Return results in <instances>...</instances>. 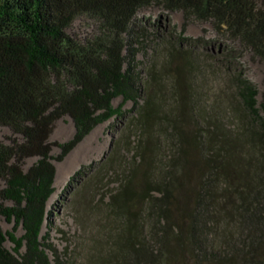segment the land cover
I'll list each match as a JSON object with an SVG mask.
<instances>
[{
    "label": "trees",
    "instance_id": "1",
    "mask_svg": "<svg viewBox=\"0 0 264 264\" xmlns=\"http://www.w3.org/2000/svg\"><path fill=\"white\" fill-rule=\"evenodd\" d=\"M152 5L182 10V29L167 38L152 32L138 17ZM191 19L212 22L225 40L184 36ZM78 22L91 31L78 33ZM155 39L168 46L163 68L174 80L175 108L156 93L154 63L149 82L137 66V53ZM213 46L221 49L228 91L205 99L201 56L213 60ZM247 53L264 64V0H0V125L11 130L0 138V264H74L66 261L69 247L61 251L49 232L42 235L55 160L122 113L118 96L134 101L132 125L143 138L108 203L119 227L108 248L96 240L90 260L264 264V101L242 66ZM66 114L76 131L54 141ZM54 145L61 147L56 156ZM117 150L100 163L107 173L120 170L112 164ZM2 218L14 229L5 230Z\"/></svg>",
    "mask_w": 264,
    "mask_h": 264
},
{
    "label": "rangeland",
    "instance_id": "2",
    "mask_svg": "<svg viewBox=\"0 0 264 264\" xmlns=\"http://www.w3.org/2000/svg\"><path fill=\"white\" fill-rule=\"evenodd\" d=\"M138 17L147 22L152 32H159L165 38L170 35L172 30L179 32L186 20L182 10L170 11L158 5L143 8ZM76 25V30L81 35H87L91 31V27L86 22H78ZM184 36H203L205 40H225L218 35L212 22L195 19L187 21ZM148 43L147 50L141 49L137 53L138 69L143 70L144 79L149 82L152 80L150 68L154 63L155 68L160 71V82L155 86L156 93L167 99L165 100L167 106L175 108L177 97L174 96L176 93L174 80L163 68L168 53L167 43L158 39L148 41ZM155 48L158 49L155 50ZM184 48H187L186 44ZM154 50L156 56H153ZM199 50L203 52L202 46ZM210 50L215 53V58L211 60L207 54H202L201 63L205 66L200 69L198 77V83L204 89L205 99H210L219 92L228 91V85L219 72L221 49L213 46ZM241 60L246 76L259 88L258 98L262 103L264 101V64L249 53L245 54ZM145 98L140 100V104L144 102ZM114 105L120 107L122 113L99 123L63 160H55V163L61 167L65 165L63 163L67 159L74 161L71 166L64 170L61 169L59 176L57 172L56 191L48 201L47 208L50 213L43 226L42 235L49 232L50 240L58 249L64 251L66 247H69L72 250L73 253L66 258L69 263L96 264L94 258L90 260V257L96 254L95 249H98L96 240L103 243V248H108L112 243L111 237L119 227L108 203L111 194L115 192L123 178V170L134 163L133 155L134 152H138L140 147L138 145H140V139L142 140L143 136L139 128L132 125L133 113L131 111L136 106L134 101L118 96L114 99ZM227 119L231 120L229 117ZM231 123L233 125V121ZM75 131L72 117L66 114L56 121L51 139L64 142L71 139ZM10 134V128L0 125V138H6ZM131 142L134 145L133 149ZM115 146L118 150L114 157L116 161L112 164L120 170L115 172L114 169H111L107 173V169H102L100 163ZM60 152L61 147L54 145L52 153L56 156ZM170 153L171 149L169 148L163 151L164 162L169 159ZM34 160L35 158H29L27 165H30ZM91 163L95 164L91 168H86L87 172L77 173L84 165L89 166ZM112 164L107 167H111ZM1 223L5 230L14 229V221L10 222L2 218ZM16 233L19 236L24 233L22 225L17 227ZM6 246L12 248L14 243L8 239Z\"/></svg>",
    "mask_w": 264,
    "mask_h": 264
},
{
    "label": "bare ground",
    "instance_id": "3",
    "mask_svg": "<svg viewBox=\"0 0 264 264\" xmlns=\"http://www.w3.org/2000/svg\"><path fill=\"white\" fill-rule=\"evenodd\" d=\"M73 161H74V160H69V159H67V160L63 163V164H65V165H62V167H61V165H57L58 176H59V173H60L61 169L64 170L66 167L71 166V165L73 164Z\"/></svg>",
    "mask_w": 264,
    "mask_h": 264
}]
</instances>
